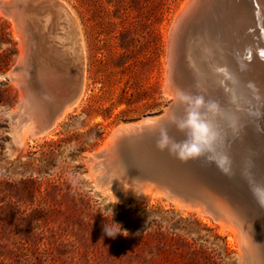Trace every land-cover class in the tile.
Returning a JSON list of instances; mask_svg holds the SVG:
<instances>
[{"label": "rangeland", "instance_id": "1", "mask_svg": "<svg viewBox=\"0 0 264 264\" xmlns=\"http://www.w3.org/2000/svg\"><path fill=\"white\" fill-rule=\"evenodd\" d=\"M59 1L82 36L84 88L37 134L41 119L28 117L15 84L22 33L0 11V264H246L234 233L203 205L147 180L141 155L100 164L115 129L173 106L166 47L185 0ZM57 34L65 50L71 42ZM105 225L120 231L108 236Z\"/></svg>", "mask_w": 264, "mask_h": 264}, {"label": "water", "instance_id": "2", "mask_svg": "<svg viewBox=\"0 0 264 264\" xmlns=\"http://www.w3.org/2000/svg\"><path fill=\"white\" fill-rule=\"evenodd\" d=\"M208 1L191 0L174 23L167 55L170 81L175 91H186L182 65V50L186 42L191 44V49L195 48L196 55L201 60L203 55L199 46L204 39L211 38L218 29L217 24H220V29L225 30L224 32H227L228 25L232 26L230 35L239 44L232 68L229 69L231 65L226 63H215L210 56L208 60L205 58L207 64L202 65H206V71L210 69L211 72L215 70L217 73H231L238 86L246 90L254 108V117L252 126L245 123L244 129L251 126L255 141L264 147V59L254 49L262 43L260 39L264 38V2L260 4L259 0H216L214 11L222 8L223 11L214 14L213 9L207 6ZM228 7H231L230 11L226 10ZM0 11L12 18L24 35L30 50V55L25 57L24 62L31 71L38 75L43 73L45 76L65 74L73 81L69 98L58 107L54 115L40 120L37 124V132L45 131L52 125L59 110L77 97L82 83L83 67L78 58L70 63L69 58H60L56 54L61 51L56 47L57 32L64 28L63 20L70 9L59 0H0ZM198 33L199 36H196ZM249 64L253 66L247 70L245 65ZM182 111L180 106L173 105L157 120L122 130L115 137V154L121 157L123 152L130 151L133 152L132 155H141L143 160L140 163L147 171V180L154 182L167 196L201 204L215 215L226 211L238 214L244 220L251 219L253 213L264 217V206L253 196L247 174L244 171H234L232 164L228 166L220 154L214 151L210 160L181 163L167 152L156 150V138H153L158 133L156 122L168 126L176 139L183 138L167 118L170 112L180 115ZM100 156L105 159V150ZM262 159L264 161L263 157ZM251 168L249 166L248 170Z\"/></svg>", "mask_w": 264, "mask_h": 264}, {"label": "bare ground", "instance_id": "3", "mask_svg": "<svg viewBox=\"0 0 264 264\" xmlns=\"http://www.w3.org/2000/svg\"><path fill=\"white\" fill-rule=\"evenodd\" d=\"M190 1L191 0L184 1L174 19L180 16ZM214 1L216 0L208 1L207 6L209 9L214 8ZM263 2L264 0H259L260 4H263ZM230 9L231 7H228V9L226 8L228 11H230ZM214 10L215 9L212 10L214 14H217L219 11L222 12L223 8L221 10L217 9L218 11ZM11 20L14 22L13 19ZM63 22V35L65 40L70 41L71 44L65 50L56 52V54L60 58L69 57L68 61L70 63L78 58V61L81 62L83 67L85 58L83 40L71 10L69 14L65 16ZM217 26L218 29L213 32L211 38L204 39L199 46L200 53L203 55L201 60L196 55L195 48H190L191 44L187 42L184 44L182 50V65L184 66L183 78L187 86L186 91L205 95L207 99L214 100L219 105L220 111L213 119L214 126L220 133L219 141L215 147V153L218 155L220 154L221 158H223L228 166L232 164L234 171L236 170L240 173L244 171L247 174L248 182H251V184L252 182L264 183V168L262 169V167H264V161L262 159V157L264 158V147H262V144L258 145L257 141L254 139V132L250 130L252 128L251 122L254 117V108L251 106L249 95L246 90L238 86L236 80L230 75L231 73H217L215 70L211 72L210 69L206 71V65H202L203 63L207 64L208 56H210V58L212 57L215 63H226L227 65H231L229 69L232 68L235 62V52L239 44H236V40L230 35L232 26H227V32L220 29V24H217ZM196 36H199V33ZM201 40H203V38H201ZM22 41H24L23 51L27 57L28 54L30 55V50L24 35H22ZM260 41L262 43L254 47L255 52L258 54L264 52V38L262 37ZM166 48L168 49V47ZM23 51L22 54L20 53L21 55L16 68L15 84L22 88L19 90H23L20 99H24V105L29 109L30 114L28 117L30 119L40 118L41 120H45L51 115H54L58 107L69 98L73 88V81L65 74L59 73V75L55 76H45L43 73L38 75L31 71L28 64L21 62L23 59ZM166 52H168V50H166ZM166 55L168 54L166 53ZM205 58L207 59L206 61ZM252 66V64L245 65L247 70H250ZM168 67L169 66H167V68ZM167 71H169V69ZM170 83L171 82H169V84ZM83 88L84 75L77 97L59 110L54 119L55 122L71 111L72 107L81 96ZM245 123L251 124V126L249 125L250 128L244 129ZM130 127V125L121 126L111 133L109 140L106 141L104 146L106 157L100 164H103L105 167L114 164L119 166L118 160L120 157L115 154V137L122 130ZM35 132L36 134L39 133L37 129ZM249 166L252 168L248 170ZM152 194L151 190L144 192V196L148 198ZM121 200L123 199L121 198ZM182 200L185 201L184 199ZM172 202L177 206L190 208L189 205L182 201L172 200ZM197 210L201 213L204 212L199 209V207ZM208 216H211L212 220H214L213 222L219 224L222 229H228L234 233V237H236L242 249L241 251H243L242 253L245 255L246 264H264V217L253 213L251 219L244 220L238 214L226 211H220L217 215L211 213Z\"/></svg>", "mask_w": 264, "mask_h": 264}, {"label": "clouds", "instance_id": "4", "mask_svg": "<svg viewBox=\"0 0 264 264\" xmlns=\"http://www.w3.org/2000/svg\"><path fill=\"white\" fill-rule=\"evenodd\" d=\"M172 103L174 106H180L183 111L180 115L170 112L167 118L183 138L176 139L170 134L168 126L156 122V150L167 152L181 163L210 160L220 138V133L213 123L220 111L218 103L207 99L205 95L179 89L173 93ZM251 190L258 203L264 206V183L252 182ZM104 230L108 236H115L120 231L109 225H105Z\"/></svg>", "mask_w": 264, "mask_h": 264}, {"label": "snow or ice", "instance_id": "5", "mask_svg": "<svg viewBox=\"0 0 264 264\" xmlns=\"http://www.w3.org/2000/svg\"><path fill=\"white\" fill-rule=\"evenodd\" d=\"M259 55L262 59H264V52L259 53ZM221 163H223V161H221Z\"/></svg>", "mask_w": 264, "mask_h": 264}]
</instances>
